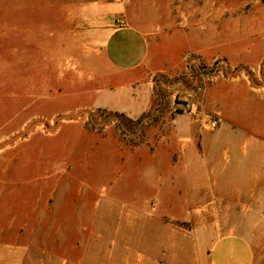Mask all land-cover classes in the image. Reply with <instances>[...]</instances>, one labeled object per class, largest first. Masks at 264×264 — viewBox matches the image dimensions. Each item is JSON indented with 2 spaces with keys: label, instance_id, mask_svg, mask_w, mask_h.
Masks as SVG:
<instances>
[{
  "label": "rangeland",
  "instance_id": "374dc122",
  "mask_svg": "<svg viewBox=\"0 0 264 264\" xmlns=\"http://www.w3.org/2000/svg\"><path fill=\"white\" fill-rule=\"evenodd\" d=\"M111 22L147 29L156 39L150 108L158 121L136 147L120 141L113 118L98 111L104 107H92L108 81L87 31ZM234 86L253 87L248 97L264 96V0H0V224L11 227L15 201H68L44 216L36 210L35 246L119 245L129 206L139 208L146 196L159 194L163 152L128 150L153 151L170 141L182 114L204 128L206 160L217 156L218 171L229 162L231 174L218 178L234 183L245 176L235 157L240 136L256 120L264 122V106L236 107ZM215 103L229 109L236 132L222 122L219 133ZM87 121L96 129L88 131ZM192 181L191 175L180 178L183 201L162 204L174 217L164 219L163 239L148 230L140 239L130 236L139 249L103 256L122 264L145 259L147 246L170 245L176 231L178 245L194 250L152 257L160 264H209L213 237L234 231L253 243L255 264H264V201H226L230 196L218 186H206L192 201ZM90 201L99 224L108 225L93 232L99 238L75 228V216L87 212ZM60 218L65 235L58 233ZM6 234L10 243L9 229Z\"/></svg>",
  "mask_w": 264,
  "mask_h": 264
},
{
  "label": "crops",
  "instance_id": "0c3cea01",
  "mask_svg": "<svg viewBox=\"0 0 264 264\" xmlns=\"http://www.w3.org/2000/svg\"><path fill=\"white\" fill-rule=\"evenodd\" d=\"M87 35L93 46L92 50L98 51L97 54L105 63L106 69L101 72V77L106 78L109 82H106L107 84L97 93L98 99L92 107H104L124 112L132 118L140 117L148 111L152 102L156 39L147 29L137 28L131 24L116 25L112 22L93 26L88 29ZM165 66L164 63L163 68L159 70L166 71ZM230 89H234L240 94L237 97L239 100L236 102V107L239 109L243 106L251 109H259L264 106V96L248 97L253 87H250L249 92L248 88L243 86H234ZM215 104L221 118L219 133L222 122L229 124L231 130L236 132L235 127L238 126L232 123L233 117L230 116L229 109L221 106L220 103ZM245 131L247 134L240 136V144L236 147L241 151L236 150L237 156H235L237 166L245 176H241L234 183L218 178L219 174L220 176L225 174L226 177L231 174V167L227 164L229 162L223 163L218 171L215 166L217 156L211 155V159L216 160L215 162L206 160L208 158L200 152V150L204 151L202 146L204 128H200L199 122L192 121L183 114L176 117L175 136L171 137L170 141H166L153 151L144 146L128 150L137 153L144 151L149 155L156 154L159 150L163 152L159 163L161 165L156 174L159 194L146 196L139 208L133 205L129 206L125 216V227H120L117 232L118 236H124L119 245L35 246L33 236L36 230V210L44 216L48 211L66 205L68 201L13 202L15 212L11 219V227L8 228L0 224V264H122L118 263L114 256L108 258L103 255H114L120 252L129 254L133 248L139 249L137 242L132 241L130 236L140 239L148 230H151L152 235L155 234V231H159L160 239L164 237L162 234L164 219L171 222L170 220H173L174 217L162 208V204L165 202L166 205L172 206L173 201H183L179 198V194L182 192L180 178L185 176H193L192 186L194 190H197L196 194L192 192V201L197 199L196 195L201 194L202 189L204 190L206 186L209 188L218 186L223 196L231 197L226 198V201H264V122L260 123L256 120ZM191 134H195V141L190 138ZM249 147H251L252 154L247 151ZM224 159L225 161L229 160L227 151ZM201 177H203V184L199 181ZM196 179L200 183L196 182ZM17 192L18 189L14 191L16 195ZM91 202L86 203L91 207L87 212L81 214V211L77 217L75 216V221L80 224L75 228L83 231L85 227V231L92 232L90 236L98 237V234H93V232L98 233L97 231L101 229L100 225H108L107 222L99 224L94 203ZM86 204L83 206L87 207ZM20 205L21 210L19 209ZM59 222L58 233L65 235L66 227L63 224L66 221L60 218ZM7 229H9L10 243L6 238ZM176 234V231L170 233L173 237L170 245L151 244L147 246L145 253L151 256L145 259L127 258L123 264H160L152 255L174 254L180 249L187 250V253L189 250H194L193 245H178ZM105 236L108 237L106 234ZM207 248L209 264H255L253 243L247 236L239 232L228 231L216 235Z\"/></svg>",
  "mask_w": 264,
  "mask_h": 264
},
{
  "label": "trees",
  "instance_id": "16d2710c",
  "mask_svg": "<svg viewBox=\"0 0 264 264\" xmlns=\"http://www.w3.org/2000/svg\"><path fill=\"white\" fill-rule=\"evenodd\" d=\"M155 107L153 106L147 112L138 118H132L124 112L111 111L106 108H99L98 111L108 114L112 117L115 127L120 131V141L131 147H136L146 141V134L154 123L158 121L155 117ZM85 127L88 131L95 130V126L91 125V121H87ZM135 137H129V134Z\"/></svg>",
  "mask_w": 264,
  "mask_h": 264
},
{
  "label": "built area",
  "instance_id": "2783aa9c",
  "mask_svg": "<svg viewBox=\"0 0 264 264\" xmlns=\"http://www.w3.org/2000/svg\"><path fill=\"white\" fill-rule=\"evenodd\" d=\"M216 126H217V122L215 121L212 123V127L215 128Z\"/></svg>",
  "mask_w": 264,
  "mask_h": 264
}]
</instances>
